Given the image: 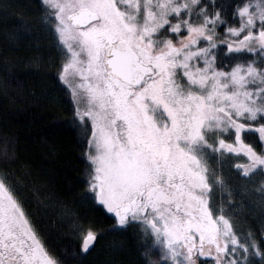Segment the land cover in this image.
Segmentation results:
<instances>
[{"label": "snow or ice", "instance_id": "6c2138e0", "mask_svg": "<svg viewBox=\"0 0 264 264\" xmlns=\"http://www.w3.org/2000/svg\"><path fill=\"white\" fill-rule=\"evenodd\" d=\"M39 24L83 197L108 221L65 209L80 253L110 232L138 264H264V0H39ZM15 67L0 66L4 96L23 88ZM17 139L0 141V264H64L10 180ZM244 208L259 227L238 226Z\"/></svg>", "mask_w": 264, "mask_h": 264}, {"label": "trees", "instance_id": "16d2710c", "mask_svg": "<svg viewBox=\"0 0 264 264\" xmlns=\"http://www.w3.org/2000/svg\"><path fill=\"white\" fill-rule=\"evenodd\" d=\"M38 16L39 0H0V66L7 58L23 82L22 90L0 94V141L5 135L18 138L10 180L46 247L64 264H138L130 234L119 251L112 248L119 234L106 232L92 252L81 254L70 231L66 208L105 228L108 221L83 197L80 132L68 123L69 97L47 74L55 52L38 33ZM37 55L43 58L39 68L26 67Z\"/></svg>", "mask_w": 264, "mask_h": 264}, {"label": "rangeland", "instance_id": "374dc122", "mask_svg": "<svg viewBox=\"0 0 264 264\" xmlns=\"http://www.w3.org/2000/svg\"><path fill=\"white\" fill-rule=\"evenodd\" d=\"M38 18H39V16H38ZM38 33L41 34V36L45 38V41L49 46L53 47L52 49L54 50L55 54L53 55V53H52V56H53V58H55V60L58 59L59 58L58 52H57V49L55 47V43H54V40H53L51 33L49 31H47L45 28H43L41 25L39 27ZM237 199H239V197H237ZM238 211H240L241 218H242L238 222V226L246 227L247 224H253L256 227H259L258 215L254 214L251 209L244 208V209H238ZM244 218H246L247 224L244 223ZM70 231L72 232L73 236H75L76 238L79 239V236L76 234V232L73 228V225L70 226Z\"/></svg>", "mask_w": 264, "mask_h": 264}]
</instances>
